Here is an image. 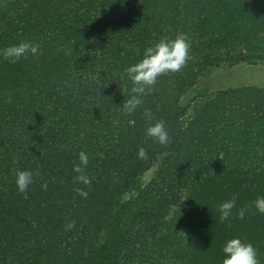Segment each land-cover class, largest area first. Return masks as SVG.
I'll return each mask as SVG.
<instances>
[{
  "label": "trees",
  "instance_id": "trees-1",
  "mask_svg": "<svg viewBox=\"0 0 264 264\" xmlns=\"http://www.w3.org/2000/svg\"><path fill=\"white\" fill-rule=\"evenodd\" d=\"M179 34L185 66L133 93L126 69ZM19 40L40 54L0 57V264H222L235 236L264 264V214L237 218L264 195V87L202 85L264 64V0H0V48Z\"/></svg>",
  "mask_w": 264,
  "mask_h": 264
},
{
  "label": "clouds",
  "instance_id": "clouds-1",
  "mask_svg": "<svg viewBox=\"0 0 264 264\" xmlns=\"http://www.w3.org/2000/svg\"><path fill=\"white\" fill-rule=\"evenodd\" d=\"M190 44L185 34H179L174 39L162 38L153 46L147 47L144 51L143 59L134 65H130L126 69L128 79L134 85L132 92L143 94L146 86L156 83L157 77L166 72H178L186 64L189 58ZM31 53L33 56L40 54V46L38 43L19 40L15 43L4 45L0 48V57L11 58L13 61ZM140 104L139 96L125 101L124 108L127 113H132ZM145 116L151 119V112L145 111ZM149 137L156 139L160 144L166 145L169 141V134L165 128L163 121L150 124L146 130ZM138 155L144 157L146 150L141 148ZM81 163L87 165L88 157L83 151L80 153ZM81 172V168L77 165L74 169ZM214 171V170H213ZM84 184L90 183L85 175L77 177ZM33 173L27 170H19L16 172V185L18 191L26 193L28 186L32 183ZM46 187V185H45ZM84 197L87 192L81 191ZM237 206V197H232L219 204V219L221 222L229 220L233 215V209ZM254 206L258 213L264 214V195L257 196L250 205L241 207L237 212V218L244 219L246 212ZM73 227L72 224L67 226ZM222 251L224 258L222 264H260L258 252L250 241L243 240L240 236L228 239L223 245Z\"/></svg>",
  "mask_w": 264,
  "mask_h": 264
},
{
  "label": "rangeland",
  "instance_id": "rangeland-1",
  "mask_svg": "<svg viewBox=\"0 0 264 264\" xmlns=\"http://www.w3.org/2000/svg\"><path fill=\"white\" fill-rule=\"evenodd\" d=\"M242 84H256L264 87V64L256 66L236 65L230 68H216L205 78L202 85L212 90L235 87ZM148 174H151L149 172ZM150 175H147V179Z\"/></svg>",
  "mask_w": 264,
  "mask_h": 264
}]
</instances>
